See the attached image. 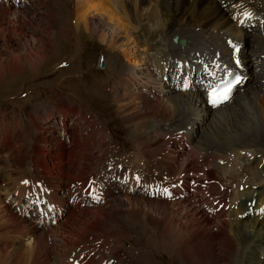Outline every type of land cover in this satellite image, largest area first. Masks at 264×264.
Here are the masks:
<instances>
[{
  "label": "rangeland",
  "instance_id": "374dc122",
  "mask_svg": "<svg viewBox=\"0 0 264 264\" xmlns=\"http://www.w3.org/2000/svg\"><path fill=\"white\" fill-rule=\"evenodd\" d=\"M46 1H48L47 3L49 5L45 3ZM41 2L42 0H32L29 1L28 4L23 5L22 8H14L16 10H19L22 14L28 11L27 9L31 7V5L35 6L37 3ZM44 3L46 4V8L49 6L48 9H53L55 15L49 16V18L46 17L47 15L45 13H42L38 16L30 15L29 18L21 15L13 16V14H15L14 9L12 10V12H7V14L3 9V6L11 7L12 5L5 4V1L3 0L0 1V75L2 74L1 72H3V70L7 71L6 75L0 77V136H2L1 133L4 129L9 128L10 130L12 127L14 128L12 131L18 140L17 144L20 146V148H18L16 151L14 148H12L13 153L10 156L6 157L2 155V151L4 152V149L7 148L8 145L3 143L0 144V170L6 171L8 175L9 181L7 185H9V183H12L11 185H9V190L13 189L14 187L17 188V186L13 184H17L16 181H18L20 176L22 174H25L26 172L25 169H20V166L24 164L23 161L31 153L34 155L37 154L40 158H42L41 167H43V172L41 176L45 175L46 177H48L47 175H49L51 177L49 179L54 181L55 184L62 179L60 168H63V157L65 158V160H67L68 152L64 150L63 154L61 155H57L56 152V156L53 155L52 157V159L56 160L50 162L47 160L46 147L44 153H41L40 151L43 148L40 145L41 143H46L48 145L49 142L45 141V139H49V135L53 136L57 134V141H59L56 145L59 147V142L61 139L59 135L63 132L61 125L63 123L64 131L66 130V132H64V135L68 134L69 127L72 126V123L75 119L76 110L80 111V113L89 112L93 116H96L98 120L111 127L115 134L130 137L131 139L132 137L135 138L138 144L141 145V147H138V150L132 155V162L134 164L142 162L143 167L146 168L150 164L157 163V161L159 162V160H161V158H164L166 154H163L159 160H155L154 158L150 160L148 150L150 148H154V150L160 151L161 148H163L161 145H159V143L161 141V138L165 134L164 128H166L165 126L168 124L166 122L169 121L171 117H169V119L167 117H156L154 119L150 116V112L147 111L148 109L136 111V106L138 105H133V102L135 103L136 99H131L132 104H128L124 101L116 103L113 102V100L110 98L104 99L101 103L100 109H103L106 105V115L96 114L92 108V105L98 104L102 95V86L100 80L98 79V72L105 73L106 77H116L119 79L122 77L120 74V67H122L123 65H127L125 55L123 56V53H121L122 51H124V49L122 50L120 47L122 43L118 42V46L117 44L115 46H109V41L111 39L110 29L112 30V26L108 24L107 21L111 19L110 15L109 17H104L105 15L98 17L94 15V11L89 10L88 12H86L85 15H87L85 16V18L89 20V23L91 25V30L89 31L94 30V32L87 35L84 33L83 26H80L77 32H74L71 29V27L73 26L72 23H74V18L76 17L75 10L73 9L74 0H44ZM26 15L27 14L25 13V16ZM131 16V22L127 24L124 20H118L121 21L122 24H126L130 31H141L142 34L139 41L131 46L135 48V50L139 47L143 49L144 46L142 41L148 34V29H151L152 26L148 25L145 27L143 25L144 22L141 18H138L134 15ZM79 18H82V16ZM27 19H30L29 21L31 22V24L27 23ZM252 31L254 32V29ZM253 32L249 33L251 34ZM100 35H103L104 37L106 36V40L104 43H102L98 39ZM171 35L173 34L170 33V35L167 36L170 37ZM242 41L245 42V45L243 47L245 48V51L247 53L252 55L254 52H256L254 51V48L253 50H250L253 45L251 38L246 37ZM45 44L47 46H44ZM98 52H101L105 58L106 66L104 68V72L99 71L95 65L94 58ZM26 57L28 58L26 59ZM135 58H138V56H136ZM29 59H31L34 66L30 63H27L28 61H30ZM61 61L66 62L67 68L58 67L59 62L61 63ZM17 63L19 65L18 68ZM9 67H14L20 70L18 73L14 74L11 72V69ZM263 70L264 69L261 70L257 68L255 73H263ZM172 71L173 70L171 69L170 73ZM249 71L251 70H248L247 74H249ZM172 75L174 76V73H172L170 77L168 76L164 80L170 82V79H172ZM179 81H182V78H180ZM119 82H121V79H119ZM169 84H163L165 85L163 87L168 90L167 92L169 94L178 93V91V94L181 95H184L186 93V91L179 90L178 87V90L170 87ZM263 88L257 95H255L256 97H253L254 100L249 99L245 104L242 95V87H240L231 97V102H234V104L239 103V105H237L239 107L236 108V106L234 108V114L228 113L230 114L231 118H227L226 115L223 117L217 116L214 122V119L210 120L208 119L209 116H207V119L205 121L203 120V122L207 123V130L209 129L208 132L212 130L213 134L215 136L217 135L216 138L219 140L221 139V143H226L231 140L228 135L230 134L229 131L237 130V132L240 134V137L237 139L238 141L230 142L232 145H238V147L234 148V150H236L238 153L237 157L240 155L242 149H239V146L242 147L244 146L243 144H245L247 145V147H249L244 149V153L250 152L253 156L256 155L258 160H262V162L264 161V103H262L264 102ZM245 89L246 88L244 87L243 91ZM115 91L116 90H114V96L116 95ZM22 94L25 95L22 96ZM12 96L14 98H12ZM148 96L149 95H147L146 97L148 98ZM147 98L143 101L142 98H139V100L142 101V103L140 104L141 106H150V102L152 103L155 96L150 95L149 101L147 100ZM234 104H231L232 107ZM229 105L225 106L228 107ZM118 106H122L123 108L119 110ZM222 106L210 108V110L216 111ZM183 110L176 113L178 114L180 122H185L186 119H189L188 111L185 110L184 112ZM147 115H149V117ZM63 117L66 119V121L64 120L63 122H61V118L63 119ZM195 120L198 123L199 119L195 118ZM17 125H19L17 128H21L22 126H26V129L30 128L31 131L29 135L32 136L34 142L35 140L37 141V144L32 146L27 154H25V151L28 149V147H23L22 153V145L19 142L20 135L26 137V134L23 133V131H17L15 127ZM192 125L193 132L191 134L192 138L189 141V147L198 145L200 140V142H202V140H204V142L210 141V134H207L208 132H204L205 128L203 127V125L201 126V128L199 125L198 128H196L194 123ZM125 128H127V130H125ZM79 132L82 136H86V131L83 128L79 127ZM25 137L22 140V144H25L27 142V139ZM37 137L40 138L43 142L37 140ZM3 138V140L6 139L5 137ZM157 138L159 140H157ZM10 140H12V137ZM51 141L53 142V144H55L53 138ZM175 146H177V144ZM76 147L78 149V152L71 163L72 168L78 169L80 165L83 166L85 165L84 162L88 161L87 156H85L87 144L80 141L77 142ZM38 149H40V151ZM57 149L58 148H56V150ZM172 149H174V146ZM163 150L165 149L163 148L161 151ZM245 150H247V152ZM139 155H141L142 157H140ZM156 155H159V152L153 157H156ZM259 156H261L260 158L262 159H259ZM237 157L235 156V158ZM248 157H250L249 154ZM58 158L62 165H56L58 163ZM233 158L234 156H232V160ZM240 158L237 160V163L242 165L244 164V162H241ZM195 159L196 154L192 155L191 157V162L193 164H195ZM37 162L39 163V161ZM262 162L260 165H262L263 167L261 168V170H259L260 172H258L261 176H264V163ZM51 163L53 164V167L50 165ZM88 165L93 171L99 170L98 165H91V162H89ZM52 172L55 175L53 177ZM228 172L231 171L228 170ZM81 173L82 172L76 173V175ZM32 177L33 173L32 170H30L28 178L31 179ZM35 178L37 179L36 176H34V179ZM259 182L260 181L254 182L252 184L253 187L257 186L255 189L259 188ZM1 183L2 179L0 178V196L5 197V195L8 193V190L4 189L2 191L1 185L3 183ZM263 184L264 183L261 184L262 189L264 187ZM249 188H251V186ZM133 196L137 197L135 195ZM228 196L231 198L232 195ZM183 199H186V204L183 205H187L185 207L189 208V214L193 213V204L191 203V206L189 204L190 199L188 197ZM187 199H189V201ZM2 200L5 201L4 198ZM152 201L153 200H149L148 202L146 200L144 202H146L147 204L154 203ZM115 202L116 201L114 200L110 203V208L107 206V202L105 203V205L99 207L97 206L80 208H90L91 210L89 209V211H91V213H98L100 209L105 208V211H107V213H104L102 217L98 218V220H94L93 218L97 217V214H91L90 217H85V220L82 219L79 215L72 216L74 213L76 214L79 209L77 211H74V213L72 214L65 212V217L63 216L62 219L67 218L68 221L73 223L72 225L75 226L78 230V233H76L77 236H80L78 239L81 238L83 240L89 233L98 234L103 229L109 231V233L106 235L115 237L114 239L118 241L116 242V244H114L113 247L120 250L123 245H126L125 247L129 246L133 250H131L132 256H128L131 257L133 264H188L177 254H175L176 247H173L174 245H171V234L165 230L166 226L162 221L164 217H159L157 219L155 218L151 220H148L144 217L139 218L140 220L136 221V219L138 218L135 217V212H119L115 208V205L117 204ZM4 205L7 207V212L4 218H8L11 213V209L9 208L8 203L4 202ZM179 212L180 214L183 213L182 211ZM13 213L15 214L14 217L16 219H12L13 223H18L19 225L17 224V226H22V228H19L20 230H16L14 227L16 226L15 223L14 226L12 225L9 226V228L7 227V230H11L12 232V228H14V230L16 231L8 233L7 231L5 232V227L2 228L0 225V236L2 237V240L0 241V250L2 252L0 254V264H14V259L15 257H17V255L19 256L17 264H28L30 255L27 252V249L28 244L32 241V239L27 233V227L25 228L23 224H26V226L29 223L32 224V219H34L32 217L35 216L33 215L32 217L28 218H19L14 211ZM130 214H132L133 218H130ZM180 214L179 218H182L183 214ZM197 214L201 216V214ZM68 215L69 217H67ZM204 217L206 218V216ZM262 218H264V216ZM233 219L234 222L237 220L241 221V223H244L248 219L252 218L248 217L247 219ZM18 221H22L21 223L23 224L21 225ZM68 221L67 224H69ZM211 223L212 222H210V224L206 226L207 228H209L208 231L211 228L210 226L213 225V223ZM67 227H65V230L68 229L69 232L70 228H73L70 227V224L69 226L67 225ZM88 227H91L93 230H89L88 232H86ZM206 227L204 228V231L207 230ZM134 228L136 229V232H134ZM212 231L213 233H216V228H211V232ZM106 235L103 239V242L104 245L107 246V249L111 252L113 250V248L109 247L111 241H106ZM48 239H50V237ZM164 241L170 242L171 244H164L160 246V243ZM17 246L21 247L19 254H16V252L14 251ZM54 247L56 246L54 245ZM239 250L240 249H236V251L234 250L233 255H235L236 252H239ZM116 255L119 256L120 254ZM50 262L51 260H45V264H50ZM124 263L129 264L125 260Z\"/></svg>",
  "mask_w": 264,
  "mask_h": 264
},
{
  "label": "bare ground",
  "instance_id": "6f19581e",
  "mask_svg": "<svg viewBox=\"0 0 264 264\" xmlns=\"http://www.w3.org/2000/svg\"><path fill=\"white\" fill-rule=\"evenodd\" d=\"M3 1H5V4L13 6L4 7L2 5L6 14L7 12H12V10L14 9L15 14H13V16L21 15L29 18L30 15L38 16L42 13H45L47 15L46 17L49 18V16L55 15L53 9H48V1L45 2L46 4H48L47 8L45 7L46 4L44 3V0H42L41 3H37L35 6L31 5V7L27 9L28 11L25 12L27 14L26 16L25 13H22V15L19 10L15 9L22 8L23 6L18 3L19 0ZM238 3H242L257 14L264 15V0H74L73 9L75 10L76 17L74 18V23H72L73 26L71 27L74 32H77L79 27L83 26L84 33L88 35L94 32V30L89 31L91 30V25L89 23V20L85 18V16L87 15H85L86 12H88L89 10L94 11V15L98 17L104 15V17H109L110 15L111 19L107 21L108 24L112 26V30L110 29L111 39L108 37L110 39L109 46H115L118 42L122 43L123 46L120 45V47L122 50L124 49L125 52H120L123 53V56L125 55V58L127 60V65H123L122 67H120V74L122 77L119 78L121 79V82L119 83L118 90L115 91L116 103L124 101L128 104H132L131 99H136V102H133V105H138L136 106L138 109L134 106L136 108V111L148 109L147 111L150 112V116L154 119L156 117H167L168 119L169 117H171L170 120L166 122L168 123L166 125L168 126L167 129H188L189 132L186 137V144H177V146L174 145V149H169L165 157L161 158V160H159V162L157 161V163L155 164L165 165L170 174L176 176L180 174L183 168V159L185 157H188V155L195 153L197 158L199 156L205 155V157L203 158V162L207 161L208 158H211L213 155H217L218 158H223L222 165H219L218 167L216 166V162L211 165V167L214 169V176H216V178L213 179H215L216 182L213 184V186L209 187H213L212 190L215 194H220L223 192L224 198L228 199H230L228 195H234L236 191L233 190V185H235L236 188L241 185L240 183H243L245 185L250 184L251 188H254L252 184L255 182L254 180H256V177L259 175L260 172L258 169L260 160H257L254 157L255 155L253 156L252 153L247 151V153L241 156V158L240 155L237 157L238 153L236 150H234V148L238 147V145L236 146L230 143L238 141L237 139L240 137V134L237 132V130L229 131L230 134L228 135L231 140L226 143H221V139H217V135L215 136L212 130L208 132L209 129L207 130V123L203 122V120L205 121L207 119V116H209L208 119L210 120L214 119V122L217 116L223 117L226 115L227 118H231L230 114L228 113L234 114V108L239 105V103L234 104V102H231L230 99L226 104H224V106L220 107L218 110L211 111L209 106L204 103L202 95L198 91L197 86L192 81V74L184 75L186 77V81L191 80V82L187 86V92L184 95L178 94L179 91L178 93L169 94L167 92L168 90L163 87L165 86L163 84L181 82L179 81V79L182 78L183 80V77L176 76V73L174 71L170 73L171 67L173 65L171 60L165 61V64H167L165 70L162 69V66H158L157 62H153L152 65L147 66L143 62V60L139 58V55H137L138 53L136 52L135 48L131 46L139 41L142 34L141 31H130L126 24L131 22V15H134L143 20V25L145 27L148 25L152 26L151 29H148L149 32L142 41L144 51L158 50L162 47H165L167 42V35H170V33L173 35H177L178 37L186 38L190 43L193 42L199 44L201 41L206 42L208 45L214 47L215 49H219L224 55L227 54L226 51L223 49L222 42L220 41L221 37H232L240 41H242L246 37L251 38L253 45L250 50H253L254 48V51L256 52H254L252 55L247 53L245 51V48L243 47L245 45V42L243 41V45L241 48V58L245 65V76L243 82L244 86H242V95L243 100L246 104L249 99H253V97L260 92L264 85V72H260L258 74L255 73L257 68L261 70L264 69V63L261 61V59H259V56L257 55L258 48L256 47H264V31H262V29H254L253 35V33L250 34L249 32L241 28L235 27V24L230 21L228 14L231 12L233 6ZM42 9L45 11H43ZM81 16L82 18H79ZM118 19L124 20L126 24H122L121 21H119ZM29 20L27 19L26 21L28 24H31ZM102 36L100 35L98 39L102 43H104L106 40V36ZM44 46L47 45L45 44ZM201 49L207 50L206 47L202 46ZM198 54L199 56L203 57L204 53L198 52ZM136 56H138V58H135ZM27 58L28 57H26V59ZM31 59H29L30 61H28L27 63L33 65ZM18 67L19 65L17 63V68ZM17 68H10L11 72L14 74L18 73L20 69ZM248 70H251L249 71V74H247ZM1 73L2 74L0 75V77L6 75L7 71L3 70V72ZM172 73H174V76L172 75V79L169 78L170 82L164 80L168 76L170 77ZM244 87L246 89L243 91ZM147 95H149L148 98L146 97ZM150 95L155 96V98H153V101L151 100L152 103L150 102V106H145L146 108L141 106L140 104L144 99L146 100L147 98L148 101L150 100ZM139 98H142V101L139 100ZM231 104H234L233 107ZM225 105H229L228 107L231 108H228ZM238 107L239 106H237L236 108ZM118 108L119 110H121L123 107L118 106ZM182 110L184 112L186 110L189 113V119H186L185 122L183 121L184 123L180 122L178 114H176L178 111ZM147 116L149 117V115ZM195 118L199 119L198 123ZM64 120L66 121V119L63 117V121ZM193 123L196 128H198V125L200 126V128L203 125V127L205 128L204 132H208L207 134H210V141L204 142V140H202V142H200V140L198 145H193L192 147H189V141L192 138L191 134L193 132ZM63 125L64 124L62 123L61 127H63ZM167 129L165 130L167 131ZM48 138L49 139H45V141L49 142L48 145L46 143H41L40 146L43 149L41 151L40 149L38 150L41 153H44L46 147L47 160L51 162L53 160H56L52 159L53 155L56 156V148H60L58 153L60 155L63 154L64 150L62 149L61 144H59L60 147L56 145L59 141H57V134L53 136L49 135ZM52 138L55 144H53V142L51 141ZM37 140L41 141V139L38 137ZM77 142L80 141H75V150L71 154L68 153L67 157V161L70 165L71 170H68L67 172L62 167L60 168L62 175L61 180H63L65 183L74 181L75 179H80L82 176L85 177L86 175L85 167L87 162H84L85 165L83 166L80 165L78 168L79 170L77 168H72L71 162L73 161L74 157H76L78 152V149L76 147ZM35 144H37L36 140ZM243 145L244 146L242 147L239 146V149L242 148L241 150H244L245 148L249 147H247V145L245 144ZM230 153L231 156H234L233 160L228 159L227 155H230ZM248 154L250 157H248ZM139 156L142 157L141 155ZM235 156L237 158H235ZM48 158L51 159L49 160ZM239 158L241 162H244V164L241 165L237 163V160ZM51 166L53 167V165ZM188 166L192 165L189 164ZM72 170H74L76 173H82L76 175V173H74ZM228 170H230L231 172H228ZM29 174L30 171L28 175ZM47 176L50 177L49 175ZM36 177V180L41 178L47 180L46 182L48 186H46V189L50 193L49 198L54 203L63 204V202L66 201L62 195H58V190H54L56 188V185L59 184L61 180H59L55 184L54 181L45 177V175L41 176L40 174ZM0 178L2 179V182H6L8 184L9 178L6 171L0 170ZM31 179L35 180L34 174ZM260 182V184L258 183V189L263 191V189L261 188V184L264 183V181ZM11 184L12 183H9V185ZM13 185L17 186L18 191L23 190L22 186L18 187L17 184ZM5 189L8 190V193L3 198L5 199V201L8 202L9 194H13L14 192L13 189L9 190V186ZM239 195L241 194H238V196ZM125 196H118L117 198L112 199L111 201L107 202V206L109 207L110 203L115 200V203H117L116 205L114 204L115 208L119 212L123 213L126 211L135 212V217L138 218L136 219V221L140 220L139 218L144 217L148 220L164 217L162 221L166 226L165 230L171 234L172 244L170 242L164 241L160 243V246L164 244H171L172 246L174 245L173 247H176L175 254H177L182 260H184L188 264H264V218L260 216H252L253 207L247 205V202L251 203V201L254 200L256 207L260 206L263 203L264 194L262 192H252L246 195V199L244 198L242 202H238V204H235L234 202H224L223 206L229 205L231 206V209L230 207H228L229 209L227 211L228 213H230V215L227 218V211L223 212L224 214L221 217L224 218L223 221H219L220 216L217 214L209 218L207 214L199 211L196 207H192L193 213L189 214V208L185 207L187 205H183L186 204V199L184 200L183 198H187V196H184L181 200L177 201L156 200L139 196L134 197L133 195ZM16 199L18 198L16 197ZM189 199L187 200L189 201ZM146 200L148 202L149 200H153L152 202L154 203L147 204L146 202H144ZM0 204L1 227H5V232L7 231L8 233L20 230L19 228H22V226H17L18 223L15 222L16 226H14L15 223H13L12 219H15V214L12 211H10L11 213L8 218H4L7 212V207L4 205V201L2 200L1 196ZM89 209L90 208L80 209L76 212V214L74 213V211H69L68 213H74L72 216L79 215L84 220L85 217H90L91 214H97L98 216L93 218L94 220H98V218L102 217L104 213H107V211H105V208L100 209L99 212L97 211L98 213H91ZM179 211L183 212L181 213L183 214L182 218H179ZM197 213L201 214V216ZM204 216H206V218ZM67 217H69V215ZM248 217L252 219H248L244 223H241V221L237 220L234 222L233 219H247ZM62 218L57 221L56 225H52L47 228H38L33 223H29L26 226V224L21 223L22 221H18L21 225L23 224L25 228L27 227V233L32 239V243L30 242L31 244H28L27 249V252L30 255L28 264H30L31 262V264H45L46 259L51 260L50 264H60L64 259L73 257V249L82 242V239H78L80 236H77L76 233H78V230L75 226L72 225L73 223L68 221L67 218ZM130 218H133L132 214H130ZM67 221L69 222L70 227H73L70 228V232L68 231V229L65 230V227H67V225L69 226V224H67ZM210 222L213 223V225H211L210 227L216 228V233H213V231L211 232V228L208 231L209 228H207L206 226L209 225ZM12 225L15 227L16 230L12 228L13 231L11 232V230L7 229L9 228V226ZM205 227L207 229L206 231H204ZM89 230L93 229L91 227H88L86 232H88ZM134 232H136L135 228ZM106 236V241H108L109 235ZM49 237L50 239H48ZM1 240L2 237L0 236V241ZM53 242L56 247H54ZM20 249L21 247L18 246L14 249L16 254H19ZM236 249L240 250L239 252H234L235 255H233V251H236ZM1 253L2 252L0 250V254ZM122 257L123 256L121 255H116L118 264H125V258L122 259ZM18 259L19 256L17 255V257H15L14 259V264L18 263Z\"/></svg>",
  "mask_w": 264,
  "mask_h": 264
},
{
  "label": "snow or ice",
  "instance_id": "6c2138e0",
  "mask_svg": "<svg viewBox=\"0 0 264 264\" xmlns=\"http://www.w3.org/2000/svg\"><path fill=\"white\" fill-rule=\"evenodd\" d=\"M231 91V87H228L222 94L217 96L215 92L210 94V102L215 104L222 103L224 100L228 99V94ZM264 211V210H262Z\"/></svg>",
  "mask_w": 264,
  "mask_h": 264
}]
</instances>
